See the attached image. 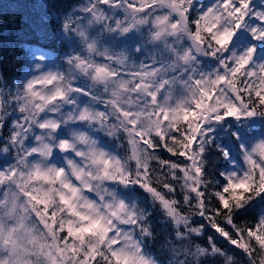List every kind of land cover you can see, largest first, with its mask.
I'll return each mask as SVG.
<instances>
[{
	"label": "snow or ice",
	"instance_id": "1",
	"mask_svg": "<svg viewBox=\"0 0 264 264\" xmlns=\"http://www.w3.org/2000/svg\"><path fill=\"white\" fill-rule=\"evenodd\" d=\"M42 7L0 72V264H264V0Z\"/></svg>",
	"mask_w": 264,
	"mask_h": 264
},
{
	"label": "trees",
	"instance_id": "2",
	"mask_svg": "<svg viewBox=\"0 0 264 264\" xmlns=\"http://www.w3.org/2000/svg\"><path fill=\"white\" fill-rule=\"evenodd\" d=\"M77 0H0V21L6 22L7 27H0V50L4 54V63L0 64V72L5 74L9 79L15 81L17 75L23 77L26 74L27 61L24 54L29 51L31 42L36 41V33L40 31L41 17L48 14L49 9L42 7L44 4L55 3L59 7L65 3H75ZM206 4L205 0H202ZM47 39H40L41 44H46L50 48L49 55H58L63 51L61 44L55 43L51 38V24L47 26ZM13 49L18 50L17 56L11 63H8L7 53ZM158 154L168 159L169 154L160 150ZM175 159V157H172ZM155 166V165H154ZM209 230L207 235H211ZM206 236L201 238L204 242ZM219 243L224 247L228 245L219 239Z\"/></svg>",
	"mask_w": 264,
	"mask_h": 264
},
{
	"label": "rangeland",
	"instance_id": "3",
	"mask_svg": "<svg viewBox=\"0 0 264 264\" xmlns=\"http://www.w3.org/2000/svg\"><path fill=\"white\" fill-rule=\"evenodd\" d=\"M205 2H206V4H207V3H211L212 0H205ZM259 3H260V0H257V4H259Z\"/></svg>",
	"mask_w": 264,
	"mask_h": 264
}]
</instances>
